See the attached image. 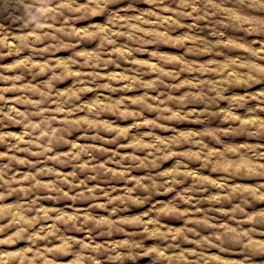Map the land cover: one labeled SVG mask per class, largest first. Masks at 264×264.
<instances>
[{
  "label": "rangeland",
  "instance_id": "1",
  "mask_svg": "<svg viewBox=\"0 0 264 264\" xmlns=\"http://www.w3.org/2000/svg\"><path fill=\"white\" fill-rule=\"evenodd\" d=\"M0 264H264V0H0Z\"/></svg>",
  "mask_w": 264,
  "mask_h": 264
}]
</instances>
